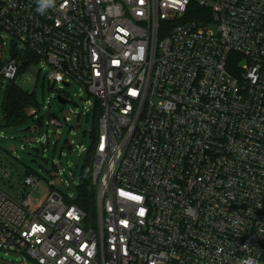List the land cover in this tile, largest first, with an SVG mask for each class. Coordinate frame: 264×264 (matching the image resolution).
<instances>
[{
  "label": "built area",
  "instance_id": "2783aa9c",
  "mask_svg": "<svg viewBox=\"0 0 264 264\" xmlns=\"http://www.w3.org/2000/svg\"><path fill=\"white\" fill-rule=\"evenodd\" d=\"M39 7L0 0V84L32 52L60 90L75 81L100 103L96 215L25 172L16 197L0 187V249L37 264H264V0Z\"/></svg>",
  "mask_w": 264,
  "mask_h": 264
},
{
  "label": "rangeland",
  "instance_id": "374dc122",
  "mask_svg": "<svg viewBox=\"0 0 264 264\" xmlns=\"http://www.w3.org/2000/svg\"><path fill=\"white\" fill-rule=\"evenodd\" d=\"M3 34L5 39H0V49L2 47L9 51L11 38ZM48 72L47 66L43 68L41 64L32 65L17 80L21 88L36 93L39 114L43 116V124L40 125L32 118L20 125H5V86L0 84V168L10 171L12 178H16V181L12 178L3 179L0 170V187L14 197L27 171L39 173L46 182L59 184L64 194L75 197L87 149L92 143L94 106L88 101L95 102V97L88 95L86 89L75 81L60 90L61 84L49 80ZM60 92L68 96L70 102L61 103L57 98ZM81 112L82 116L74 115ZM66 115L73 117L72 122H65ZM52 118L63 122V126L53 124ZM79 146L84 148L83 154H80ZM0 264L37 263L17 253H6L0 249Z\"/></svg>",
  "mask_w": 264,
  "mask_h": 264
},
{
  "label": "trees",
  "instance_id": "16d2710c",
  "mask_svg": "<svg viewBox=\"0 0 264 264\" xmlns=\"http://www.w3.org/2000/svg\"><path fill=\"white\" fill-rule=\"evenodd\" d=\"M199 10H203L197 7ZM38 62V57L32 52H27L24 56L23 63L19 70V76ZM39 106L35 92H30L21 88L17 81H11L5 84V95L3 100V115L7 127L20 125L28 119L26 108L30 106ZM102 113L100 103L95 101L94 119L95 125L92 131V142L96 141L99 132V117ZM33 119V118H32ZM43 116L38 119L42 123ZM34 120V119H33ZM94 162V146L87 149L85 164L82 167L80 184L77 185V196L75 203L80 205L93 218L96 215V187L92 180ZM29 172V171H27Z\"/></svg>",
  "mask_w": 264,
  "mask_h": 264
},
{
  "label": "clouds",
  "instance_id": "9594fccd",
  "mask_svg": "<svg viewBox=\"0 0 264 264\" xmlns=\"http://www.w3.org/2000/svg\"><path fill=\"white\" fill-rule=\"evenodd\" d=\"M38 3L40 5L38 11L43 13L45 9L52 7L54 5L55 0H38Z\"/></svg>",
  "mask_w": 264,
  "mask_h": 264
},
{
  "label": "water",
  "instance_id": "95a60500",
  "mask_svg": "<svg viewBox=\"0 0 264 264\" xmlns=\"http://www.w3.org/2000/svg\"><path fill=\"white\" fill-rule=\"evenodd\" d=\"M14 55H15V52H14V50H13V56H14ZM67 85H68V84H67ZM57 98H58V100H59L61 103L69 102L68 99L64 98V97L61 96V95H58Z\"/></svg>",
  "mask_w": 264,
  "mask_h": 264
}]
</instances>
